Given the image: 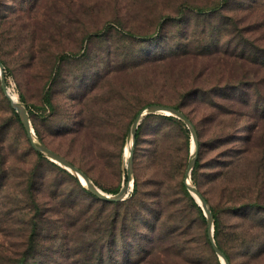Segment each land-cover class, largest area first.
Instances as JSON below:
<instances>
[{"label": "rangeland", "instance_id": "374dc122", "mask_svg": "<svg viewBox=\"0 0 264 264\" xmlns=\"http://www.w3.org/2000/svg\"><path fill=\"white\" fill-rule=\"evenodd\" d=\"M217 1L0 0L5 87L27 111L38 142L104 193L114 195L129 184L125 199L116 203L133 195L135 180L139 185L136 197L143 211L117 243L118 264H224L209 240L204 212L205 222L178 186L180 181L185 185L193 144L183 120L174 117L181 125L144 121L128 179L130 129L150 105L178 106L193 125L197 155L200 149L202 156L190 171V183L216 211L228 263L244 262V249L233 247L231 240L233 225L242 220L229 216L226 199L260 195L264 201V106L253 110L262 117V129L254 138L244 142L240 136L236 144L226 145L234 151L231 165L221 162L226 159L219 153L223 147L209 144L218 128L207 114L215 105L244 113V106L231 107L217 93L234 94L245 86L243 91L253 94L249 79H256L251 80L256 88L264 79V0H230L226 9L210 13ZM251 70L255 76L246 75ZM243 119L235 125L238 135L244 132ZM193 173L200 187L193 183ZM32 177L39 210L52 219L54 230L48 235L59 237L73 221V211L88 210L90 192L70 171L34 150L0 80V253L24 249L34 212L28 199ZM224 177L232 184L226 192L220 185ZM249 203L230 205L246 208ZM93 209L105 219L111 207L98 203ZM249 218L258 228L252 231L254 237L261 232L264 213L252 210ZM58 225L64 230L57 231ZM211 229L214 239V218ZM45 245L44 250L62 247L52 240Z\"/></svg>", "mask_w": 264, "mask_h": 264}, {"label": "trees", "instance_id": "16d2710c", "mask_svg": "<svg viewBox=\"0 0 264 264\" xmlns=\"http://www.w3.org/2000/svg\"><path fill=\"white\" fill-rule=\"evenodd\" d=\"M217 3V6L208 9L210 13H218L220 10L224 8L226 9L230 3V0H218ZM182 11V9L179 10V15L182 14ZM194 11L197 14L205 13V11L201 9H195ZM0 62L3 64L4 69H6V65L1 58ZM239 65L240 67L244 66L243 64ZM246 75L255 76L253 70L248 71ZM251 78L252 79H249V86L255 89L253 94L250 92L251 90L243 91L245 86H241V89H237L238 91H236L234 94L217 93L218 98H220L222 102H231V107H234L237 104L238 106H244L246 109L244 113H239L238 115L237 112L232 111V108H226L222 105H215V110L207 114V118L216 122V127L218 128V134L211 138L209 144L213 148L223 147L219 153L221 154L222 158H226L224 161H221L224 165L233 164L232 156L234 151L230 147H226L227 144L238 142L240 136H242L241 139L244 142H248L254 138V135L258 133L259 130L262 129V125H260V120L262 117L261 115L256 116L253 110L264 106V79H261L255 84L259 89L258 90L251 81L253 80V82H255L256 79L254 77ZM239 81V79L235 80V82ZM221 82H223V79ZM225 85H228V83L225 82V84L222 86ZM260 86H262V90ZM194 94L197 93H193L191 96L188 94L186 97H192ZM173 107L180 110L178 106ZM152 118L159 119L172 125H181V123L173 116H147L142 120V123L137 128L135 134V145H138L140 142V131L144 121ZM242 118H244L242 121L245 126L244 132L243 135H238L235 125L239 123V120H242ZM226 127L229 129H226ZM34 130L36 135L39 136L36 126H34ZM38 156L41 157L40 154ZM201 156L202 151L199 149L196 164H198V159H200ZM192 180L197 187H200L201 182L196 176V173L192 174ZM230 184L231 182L229 181V178L224 177L220 184L222 192L232 189L230 188ZM178 186L188 201H190L192 206L196 208L202 221L205 222L202 209L189 195L183 182L180 181ZM138 188L139 185L135 180L133 195H131L130 198L124 202L119 203H105L106 201H99L94 195L88 193V203H90L86 208L88 210L85 211L76 209V211H73V221L67 225V230L62 229L64 226L61 227V225H58L56 230H64L62 235L58 237V235L54 234L52 237H49L48 233L51 230H54L50 226L52 219L48 217L47 211L40 212L39 210L34 194L35 180L34 177H32L28 185V199L33 205L34 212L30 217L31 222L28 226L29 234L23 239L22 242L24 249L20 253H0V264H106L109 259L115 260L114 264H118L116 261L117 243L119 241H123L124 238L122 239V236L126 237L127 232L130 230V225L128 224L131 222L136 223L138 221V217L140 215L139 210L143 211V205H140L138 197H136V195H138ZM117 192L118 191H114L112 193L116 194ZM199 192L205 201L208 202L204 192ZM229 197L230 195H228V199H226V203L228 204L226 211H228L229 216H232L238 220H242L240 223L233 225V231H231V233L233 232L231 234V240L233 244L232 246L237 249H244L243 253L241 254L244 260L242 264H264V222L260 225L261 232L253 237L251 235L252 231L258 228L251 224L249 218L250 211L252 210L256 213H264V203H262L264 201H260V199L262 200L263 198L260 195H257L255 197H249L246 199L242 198L240 201H236L234 199H230ZM229 200L232 204L239 203L241 200L250 201V203L246 208H239L235 207V205H230ZM98 203L100 205L104 204L111 207L109 210L110 212L106 214L105 219L104 216L99 213V211H93V205L95 206ZM210 211L214 218V239L218 248L230 261V256L225 252L224 247L221 245L220 220L216 216V211L214 212V208L211 207ZM160 216L155 217L156 219L154 224L149 227L150 232L155 231L156 225L159 223ZM90 227H92V233L90 230H88ZM72 228L74 231L72 230L70 232L69 230ZM44 233H46V236H44ZM89 235H96V237L92 238V236ZM50 240L54 241V243H62V247L59 248V250L61 249V252H59V250L55 251L52 248H47L44 250L46 247V242L49 243ZM206 243H208V246H210L207 240ZM252 246V250H248V248H251ZM132 250H134L133 247H131L129 253H131Z\"/></svg>", "mask_w": 264, "mask_h": 264}, {"label": "water", "instance_id": "95a60500", "mask_svg": "<svg viewBox=\"0 0 264 264\" xmlns=\"http://www.w3.org/2000/svg\"><path fill=\"white\" fill-rule=\"evenodd\" d=\"M0 80H1V88L8 100L11 102L12 107L16 110V112L21 116V120L23 122V126L25 128V132L27 135V138L31 144V146L36 150L37 152L43 154L44 156L50 158L52 161L58 163L60 166H63L65 169L70 171L74 176H76L85 186V188L93 195L98 197L99 199L106 201V202H118L124 200V196L127 192V189L129 187V184L125 183L121 186L120 190L114 194L110 195L107 193L102 192L100 189H98L77 167L70 164L68 161H66L63 157L56 154L51 149L47 148L46 146L42 145L38 142L36 137L33 134V130L31 127V123L29 120V116L25 108L20 105L17 101L13 100V98L8 93L6 87H5V77H4V66L0 62ZM167 115V116H173L176 118H179L183 120L190 129L192 139H193V145H194V152L190 155V160L188 163V168L185 176V186L191 193V195L195 198L199 206L201 207L202 211L205 214V217L207 219V225H208V237L212 244V247L214 251L218 254V256L223 260L224 264H229L226 256L224 253L216 246L215 241L213 239V233H212V224H213V216L209 209V206L205 199L202 197V195L198 192V190L190 183V171L192 170L196 158H197V136L195 129L193 125L189 122V120L185 117V115L172 107H166L162 105H150L145 108H143L138 115L136 116L131 129L129 137L131 138V144L129 148V155L127 157V166H128V179L131 177V162H132V156H133V147L135 143V134L137 131L138 126L140 125L141 121L150 115ZM128 137V138H129Z\"/></svg>", "mask_w": 264, "mask_h": 264}, {"label": "bare ground", "instance_id": "6f19581e", "mask_svg": "<svg viewBox=\"0 0 264 264\" xmlns=\"http://www.w3.org/2000/svg\"><path fill=\"white\" fill-rule=\"evenodd\" d=\"M13 98V97H12ZM13 100H15L14 98H13ZM130 144H131V138L129 137V139H128V146H127V150H126V157H128V155H129V148H130ZM194 145L192 144V148H191V154L194 152Z\"/></svg>", "mask_w": 264, "mask_h": 264}]
</instances>
